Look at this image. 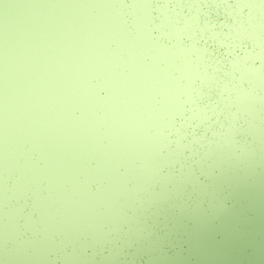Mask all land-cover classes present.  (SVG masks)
<instances>
[{"label": "water", "instance_id": "obj_1", "mask_svg": "<svg viewBox=\"0 0 264 264\" xmlns=\"http://www.w3.org/2000/svg\"><path fill=\"white\" fill-rule=\"evenodd\" d=\"M97 1L83 2L88 11L77 24L93 29L104 22L99 31L115 32L92 42L73 31L56 0H28L33 16L25 19L16 16L12 0L3 12L0 6L9 38L0 41V264H264V0H147V20L133 0H101L103 9ZM47 13L63 20L88 76L82 68L57 70L58 56L74 47L42 35L40 28L55 37L36 20ZM141 19L147 29L140 52ZM18 32L31 46L29 55L14 41ZM91 47L124 86H111L85 54ZM138 56L155 71L172 64L168 76L188 83L189 94L178 86L173 94L158 77L137 86ZM178 66L189 70V81ZM47 84L52 92L41 87ZM150 89L155 108L168 96L178 106L162 120L153 116L150 131L142 132L137 113L146 116ZM65 96L72 103L62 120L56 105ZM111 144L118 154L102 148ZM27 177L62 218L44 220L32 190L17 198L13 189Z\"/></svg>", "mask_w": 264, "mask_h": 264}, {"label": "rangeland", "instance_id": "obj_2", "mask_svg": "<svg viewBox=\"0 0 264 264\" xmlns=\"http://www.w3.org/2000/svg\"><path fill=\"white\" fill-rule=\"evenodd\" d=\"M12 1H13V6L15 7L14 8V12L16 13V16H18V17H20L22 19L23 18L25 19L26 17H32L33 16V14L31 13V15H32L31 16L30 13L26 9V2L28 0H12ZM35 1H37V4H39V5H42V4L44 5V0H35ZM84 1H86V0H56V6L60 9V12L65 13V15H67V13H69V16L68 15L67 16L70 17V19L72 20L71 26H72L73 31H78V32L86 35L91 42L93 40L97 41L98 39H101V41L106 40L115 31H113L112 28H110V27L99 31V29H101L103 26H105L104 22H101V24H100V26L98 28H93V29L90 26L81 27V26H79L77 24V21L80 20V15H84L88 11V8L83 5ZM9 3H10V0H0V6L3 7L2 8V12L5 10V8H8ZM135 3H136V6H134V0H133V7L136 10H138V11L140 9H142V11L144 13L143 17L145 16V20H147V18H148V14L146 12V8H147V5H148L147 0H143V3L135 0ZM97 4H98V6H100L103 9V6H104L103 5V1L98 0ZM2 18H3V15L0 14V41L1 42H3V41L8 42L9 38H7V35L3 31L2 23H3L4 20L2 21L1 20ZM33 18H35V17H33ZM36 20H44V24L46 26L48 25L49 27H51V28H53L55 30V37L51 38L53 33H47L45 30L40 28V31H41L42 35H46L48 37L50 43H53L54 40L55 41H62L64 43H66V44L71 43V41L73 43L74 49L72 51H69V53L65 54V56H61V55L58 56L62 60V64H61L60 68L57 69V70H70L69 68H73L74 70H77V69H81L82 68L81 69L82 70L81 74H85L86 76H88L90 73L86 72V70H83L85 65L83 63V59H80V57H79V55H81L80 51H79V47L77 45H76L77 47L74 45V42H73L72 37H71L72 35L67 30L66 26L63 23V20L54 17L51 13H47L45 15H39V18L36 19ZM143 27H144V20L141 19V21H139V33H138V37H137L140 40V41H138L139 42L138 44L140 46L139 47L140 52L146 46V45H144V44H146L145 43L146 40H145V35H144V31H145L144 29H147V28H146V25H145V28H143ZM15 39L16 40H14V41L21 48V50H23L28 55L30 53H32L30 44L28 43V41L25 40V38L23 36L20 35V32H18L16 34V38ZM51 39H53V40H51ZM120 43H122V39L120 40ZM97 51L98 50H96V48L91 47L90 49H88L87 53H85V54H88V56H91V59L95 63L99 64L98 66H99L100 70H102L104 73L108 74V80L111 83L112 87L120 88V86H124L120 82H118L117 79H115V77L112 74V71H110L111 63H108L110 65L109 66L107 64H104V63H101V62L97 61L98 57L100 56L99 54H101V53L98 54ZM160 52H161L160 54H162V56L164 58L169 59V60L171 59V54H170V52L167 49L161 48ZM135 59L137 60V63L139 64L140 76H141V78H138V77H134L133 78L132 77V79L134 80V82H135V84L137 86L139 85L143 89L144 87L148 86L147 85L148 82L146 80L147 77L150 78L152 83H154L155 77H158V78H161L164 81V85L166 86V88H171L173 94H175L173 86H178L180 89L184 90L185 92H187V93L189 92L188 83L187 84L185 83L184 85L183 84L182 85L175 84L174 80H172L170 78V76H168V73L166 72V69L168 71L169 66H172V64H170L166 69H163L161 71H155V69L151 70L150 68L146 67V64L141 60V58L139 56L137 58H135ZM121 61L124 62L125 60H121ZM152 61H153V66L157 65V64H155V63H157V61L156 62L154 60H152ZM124 63H126V61ZM178 68H179L181 74L186 76L187 80L189 81V78L191 76L189 70L184 68V66H178ZM128 75L131 77V75H133V74H128ZM257 75L260 78V75L259 74H257ZM47 86L43 85L41 87H43L45 89V91H47L48 89H50V86L48 84H47ZM94 87H95V85H93V84L89 86V88L91 90ZM263 88H264V85H263ZM50 92H52V90ZM159 92H161V91L159 90ZM76 93L81 94V96L89 104H91L93 102L92 97H90L91 94H88V93L82 92V91H77ZM161 93H163V92H161ZM148 94H150L151 98L148 97ZM146 95H147V98H145V102H146L145 105H147L146 106L147 108L144 111L147 114H146V116H144V112H138L137 113L138 114V118H139L138 119L139 120V126H140V128H142V132H147V130L150 131L151 128L149 127L148 124L150 123V121L154 120V117H156V115L160 116V114H162L163 116H160L161 120H162L165 117V114H170L172 108H174L175 106H178L177 98H174L173 96H168V97L163 98L161 100L159 106L157 108H155V103L157 101L154 100V102H153L152 95H151V89L149 91H146ZM50 96H52V93L50 94ZM240 96H241V98L243 100V106H245L244 107L245 110H248V111L252 112L253 108L250 105V100H249V96L247 95V93L246 92H242ZM58 99H59V95H58ZM69 101H70V103H72L71 102V98L69 96L66 98V96H65V100L63 102H60V103L57 102V105H56L57 110H62L61 115H60V118L62 120H67V118H68L67 116L69 114L66 112V110H63V109L71 108V106L69 104ZM149 114H151V115H149ZM47 118H48V116H47ZM66 129L68 130V134H70V132L72 130V127H67ZM154 135L155 134H153L152 137H151L152 142L156 141V138H155L156 136H154ZM71 138L73 140L77 141V135L74 132L71 134ZM124 139H125V143H127L129 146L130 145L133 146L135 148V150H138L139 152H141L137 142L135 140H133V138H131L130 136H126V137H124ZM102 140H100V138H99V142L98 143L102 144L101 143ZM52 144L54 146H56V147L60 146L61 145L60 139H57V138L53 139L52 140ZM84 147L85 146H79L77 148L83 149ZM102 148H104V150L110 156H113L114 154H118V150L115 147V145H113V144H111V145H102ZM80 149H78V150H80ZM6 155H8V157L11 160V162L15 166H18V164H16L12 160L11 152L6 153ZM121 155H123V156H121V158L124 160V162H126V164H128V160H127L126 156H124L126 154H121ZM74 161H75L74 158H70V160H69L70 167H72V166L74 168L76 167V166H74V164H75ZM27 167L28 166H25L26 173H27ZM75 169H77V168H75ZM0 170L2 172V169H0ZM152 170L153 169L150 168L149 172L153 173ZM38 173L41 174V175H44V170H39ZM25 175L26 174H24V177H25ZM187 175H189V174L187 173ZM23 178H21L19 181H17L18 182L17 187H15L13 189V190H15V191H13V193L15 195H17V198L19 200H22V198H21L22 194L24 192H29V190H32L33 200H34V202L37 203V206H35V208L38 210V212H42V216H43L44 220H46V221H55V219L59 220L60 218H62L63 212H61L60 214H58L57 212H53V211H52V213L50 212V209H51L52 206L48 204L47 198L43 197V195H42L43 188L40 187L39 191H38L36 188H32V186H31L32 184H29V182H30L29 177H27L24 180H23ZM160 178H162V177H160ZM216 181H218V179H216ZM11 198H13V197H11ZM57 216H59V218H56ZM7 217L9 219H13L12 221L14 223L15 216L13 214H9ZM27 220H30V218L27 219ZM63 221H61V222H63ZM199 226L202 228V231H200V232H204L205 231V230H203L204 225L200 224Z\"/></svg>", "mask_w": 264, "mask_h": 264}]
</instances>
